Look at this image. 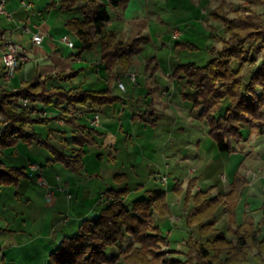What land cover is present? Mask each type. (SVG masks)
<instances>
[{
    "label": "rangeland",
    "instance_id": "374dc122",
    "mask_svg": "<svg viewBox=\"0 0 264 264\" xmlns=\"http://www.w3.org/2000/svg\"><path fill=\"white\" fill-rule=\"evenodd\" d=\"M172 1L158 0L153 3L152 0H142L147 6L144 8H148L154 20L151 22V39L143 44L141 52L135 55L130 67V71L137 72L136 81L143 79L152 57L156 59L151 67L158 62L159 74L162 70H169L170 59L176 60V63L205 65L216 51L224 47V41L228 38L225 31L226 19L248 15V8L258 12L264 10V5L251 4L249 0H212L208 16L209 28H206L201 20L194 18L192 0H184L190 6L187 8L180 4L173 5ZM174 33H177L176 38H173ZM190 43L194 44V48L189 47ZM210 47L213 53L209 52ZM262 60L264 46L256 47L246 43L242 59L232 61L231 66L238 68L242 65L241 74L246 82L248 73ZM127 77L124 74L121 76L127 92L115 90L114 94L124 97L129 111L137 113L138 108H144L141 115L146 119L152 117L149 114L150 103L153 100L159 101L160 106H163L157 112L159 117L155 120L156 124L153 125L151 120L147 124H140L135 119L132 125L130 121H125L122 131L129 133L126 136L123 132H120L122 135L118 134V120L108 122L102 114L100 120L108 122V125L100 127H104L106 132L101 137L104 144H85L82 166L77 170L55 160V155L50 150L35 143L20 142L16 146L0 148V160L8 166L21 168L27 175L0 189V252L3 250L4 254V258H0V264H4V259L5 264H43L49 256L46 245L55 248L65 234L76 232L84 218L96 214L93 211L89 215H83L90 212L98 200L103 201L106 190L123 186L128 189L124 197L127 206L135 199L146 197L149 190L166 191L169 211L156 216L165 238L157 244L159 238L153 229L152 220L147 221L144 227L151 234L144 240L151 245L148 257L152 260L156 258L155 264H170V259L173 258L179 261L187 259V263L195 259L194 251L183 244L187 236L186 229L184 231L186 224L179 209L188 208L191 204H185L183 198L189 180L194 179L203 188L212 183H222L223 178L218 173V168L213 170L215 165L219 166L222 159L219 155L222 154H218L220 152L209 134L206 120L199 116L200 108L185 97L184 93L190 92L187 86L175 84L170 87L169 83H164L169 89L163 94L160 90L154 95L142 91L136 93V88H132ZM174 78L178 80V77ZM226 105L227 102L224 101L218 112L224 114ZM247 128H242L243 136ZM233 146L248 159L241 166L240 155L234 152L231 154L232 157L228 159L240 166L239 170L244 166H251V171L254 169L256 172L255 164H264V135L254 133L248 142L240 139L234 141ZM223 154L224 158L228 157V154ZM30 163H34L37 169L32 170ZM209 165H212L213 172L208 177L205 174L202 176ZM223 172L224 175L229 174L224 170ZM38 175L43 178V182L37 179ZM247 178L256 187H261L255 189L253 186L251 189H255L254 193L258 194L264 188V171L258 177L253 176L252 171ZM175 185L180 186L182 193L173 189ZM193 186L190 191L194 193L196 190ZM222 203L221 201L216 208L218 214H215L216 210L214 212V233L220 231L225 234L227 229L225 231L218 227ZM101 207L102 202L98 203V208ZM227 208L226 206V210ZM9 236H13L15 242L4 245ZM261 238H264V228L261 229ZM132 241L125 233L120 242L107 248L106 253L117 257ZM225 252L220 254L218 260L224 257ZM254 253L241 264H264ZM41 255L46 256L44 262ZM114 264H124L121 256Z\"/></svg>",
    "mask_w": 264,
    "mask_h": 264
},
{
    "label": "trees",
    "instance_id": "16d2710c",
    "mask_svg": "<svg viewBox=\"0 0 264 264\" xmlns=\"http://www.w3.org/2000/svg\"><path fill=\"white\" fill-rule=\"evenodd\" d=\"M125 1H59L62 8L80 13L78 17H70L65 22V27L76 35L83 49L91 48L94 43L99 44L101 59L106 69L118 67L127 71L147 40L144 36H138L127 41L106 27L109 5H123ZM249 2L264 5V0ZM248 12V15L225 20L228 38L224 41V47L216 51L205 65L180 63L173 71L174 76L184 78L190 91L184 95L194 106L200 108L199 116L206 120L209 134L221 152L234 151L233 142L243 139L244 126L248 127L249 134L264 135V60L248 73L246 82L241 74L242 65L238 68L231 66L232 61L242 59L246 43L256 47L264 46V10L258 12L248 8ZM211 13L212 11L210 15ZM189 47L194 48L191 44ZM209 52L213 53L211 47ZM72 74L58 73L43 78L37 76L24 81L18 88L0 84V113L7 120L0 134L1 148L13 146L18 141L35 143L50 150L55 155V160L67 167L77 170L82 166L84 146L95 143L93 136L97 134V130L94 126L76 122L70 108L83 106L86 110L96 112V107L111 101L113 96L106 92L62 85L64 80L71 79ZM53 78L58 80V85H49ZM23 97L28 99L26 105L21 103ZM37 101L61 110L62 115L58 116L78 128L72 140L76 147L72 148L70 153L51 144L47 138L41 137L34 130L35 124L48 120L32 113ZM224 101L227 102L226 111L221 114L218 109ZM22 176L27 175L21 168L8 166L0 161V188ZM194 181L189 180L183 194L185 204L191 202L185 216L189 232L183 244L194 251L195 259L187 263V259L179 261L173 258L170 259V264H241L255 251L254 254L264 261V238L260 235L264 219L255 222L251 216H245L241 222L235 221L237 200L248 183L246 176L235 175L232 190L223 197L211 195L207 190L191 192ZM173 189L182 193L180 186L175 185ZM127 192L126 186L106 190L103 193L106 204L94 216L84 218L76 232L64 235L58 246L49 252L44 264H114L120 256L124 264H155L156 258L152 260L148 257L151 245L146 244L144 240L151 234L144 227L147 221L152 220L153 229L159 238L157 244L165 238L156 216L169 211L166 193L164 190H149L146 197L135 199L127 206L124 203ZM221 201L228 207L227 233L236 237L235 243L220 231L214 233V212ZM260 209L264 211V199ZM125 233L132 238V243L117 257L108 255L107 248L120 242ZM223 251H226L224 257L218 260Z\"/></svg>",
    "mask_w": 264,
    "mask_h": 264
},
{
    "label": "crops",
    "instance_id": "0c3cea01",
    "mask_svg": "<svg viewBox=\"0 0 264 264\" xmlns=\"http://www.w3.org/2000/svg\"><path fill=\"white\" fill-rule=\"evenodd\" d=\"M0 1H3L5 9L4 13H0V32L14 42L21 44L26 49V55L28 57V59L12 73L11 78L7 83L8 87L18 88L23 84L24 81L37 76L43 78L45 76L57 75L58 73H73V76L70 80L66 79L61 84L67 87L72 85L74 87H82L86 90L92 89L98 92H106L113 96L111 101L96 107V112L86 110V108L83 106H78L74 109L70 108L72 114L76 117V122L80 124H87L89 126H94L90 121L94 117V114L98 113L99 124L94 126L97 130V134L93 136L95 141L94 144L98 145V142H100V145L104 144V142L101 140V137L104 136L106 132L104 131V127H100L108 125L109 121L118 120V134L123 132V134L126 136H128L129 133L122 131V129H124L125 121H130V125L134 123L135 119L140 124H147V121L150 120L153 125H155L157 122L155 121L159 117L157 112L160 111L163 106L162 104L160 106L159 101L153 102V100L150 103L149 108L151 110L149 114L154 118L149 117V119H146L145 116L141 115V111H144V108H138L139 110L137 113L129 111L126 107L127 102L124 97L114 94L115 90L123 91L125 93L127 92L125 88L122 90L117 86V81H122L121 76L123 74L126 77L128 76L127 78L130 82L129 84L132 86V88H136V93L142 91L143 93L154 95L158 92V90H160L163 94L169 89V87L164 85V83H169L170 87H173L175 84H179L182 87L186 86L184 78H178V80H175L176 78H174L173 71L175 67L180 64L176 63V60L172 61L170 59L169 70H162L159 74L157 72L158 62H155L154 67H151V64L153 65V61L156 59L155 57H152L146 66L145 73L142 76L143 79H139V81L137 80L136 82H133L130 79V73L137 72L130 71V68L127 71H123L118 67L115 69H106L101 59L99 44L94 43L91 48L83 49L82 44L76 35L66 29L65 22L70 17L80 16V13L73 9L62 8L59 6L60 0H25L30 3L29 6L22 5L21 0ZM101 1L105 3H111V0ZM152 1L154 3L158 0ZM192 2L191 8L194 18L196 20H201L204 26L209 28L208 16L209 7L211 6L210 4L212 0H192ZM171 3L173 5H183L182 7L185 8L189 6V4L184 0H173ZM144 7L147 6L143 4L142 0H126L123 5L116 6L110 4L108 8L109 20L106 23V27L108 29L114 30L117 35L122 36L127 41H131L133 38L138 36H144L147 38L146 41H149L152 36L151 22L154 20V17L149 13L148 8L145 9ZM64 16L66 19H64ZM67 16H69V18H67ZM156 17L157 16H155V18ZM28 29H30V31H28ZM32 33H39L42 35V40L39 44L32 41ZM65 34L70 40L73 41V47H69L60 40V37ZM190 44L194 46V44ZM162 45L164 46V44ZM1 72L2 68L0 59V74ZM57 81L58 80L53 78L49 81V85L56 86L58 85ZM32 113L39 115L40 117L48 118L45 123H37L33 126L34 130L38 132L41 137L47 138L51 143H56L55 146L59 149L64 148L66 153H70V150L76 147L72 140L78 128L70 123H67L64 118L58 116L62 115L61 110L53 106L46 105L41 101H37L35 103V107L32 108ZM102 114L106 116V119H108L107 123L103 120H100V116ZM253 134L254 133L249 134L246 129V134L241 140L248 142L249 137H252ZM20 142L22 141H18L13 146L18 145ZM218 152H220L218 154H222L219 155L222 156V159L220 160L221 162L219 166L215 165L213 170L218 168V173L220 174L221 178H223L222 183H212L203 188L198 186L196 181H194V190H207L211 193V195H221V197H223L232 190V181L235 175L244 174L247 178V175L253 171V176L258 177L260 173L264 171V164L261 162L255 164V166L257 165L255 170L256 172H254V169L251 171V166H244V168L239 170L240 166H236L234 165L235 163L229 161L228 158L232 157L231 154L234 152L236 155H240L241 162H239V165L241 166L243 165V161H248V159L247 156L245 157L236 148H234V151L230 153L221 152L219 150ZM223 153L228 154V157L224 158ZM0 161L4 163L3 160ZM209 166L202 173V176L205 174L206 177H208L211 172H213L211 171L212 165ZM222 169L227 173L229 172V174L224 175ZM253 186H255V189L261 188H258V186L256 187L255 183H252L250 180H248L245 189L242 191L237 200L235 209L236 223L241 222L245 216H251L255 222H259L261 219H264V211L260 209L261 201L264 199V188L260 189V192L257 194L254 193L255 189L252 191L251 188ZM103 197V201L101 199L98 200L96 204H94L92 210L90 212H86V214L83 215H89L93 211H96L97 214L99 210L106 204L105 195ZM101 202L102 207L98 208V203L101 204ZM221 207L223 208L220 210L221 217L218 218V223L220 224H217L220 229L226 231L228 219L226 205L224 202L222 203ZM239 207L241 208V211H239ZM189 208L190 206L188 208H183V210L179 209L180 215L185 217ZM93 214L92 216L95 215ZM215 214H218L217 210ZM184 231L186 234L189 232L187 226H185ZM225 234L227 238L233 243L236 242V237L234 235L228 234L227 232ZM8 242L9 245L15 242L13 236L6 238L4 245H7ZM45 248L49 253L54 247L46 245ZM47 252H45L46 256ZM44 256L41 255V258H44L43 262L45 261L46 257ZM2 257L4 258L3 250L0 252V258ZM3 263L5 264V259L3 260Z\"/></svg>",
    "mask_w": 264,
    "mask_h": 264
},
{
    "label": "built area",
    "instance_id": "2783aa9c",
    "mask_svg": "<svg viewBox=\"0 0 264 264\" xmlns=\"http://www.w3.org/2000/svg\"><path fill=\"white\" fill-rule=\"evenodd\" d=\"M21 4L24 6H29L30 3L21 0ZM4 5L3 1H0V13H4ZM30 31V29H28ZM177 37V33L173 34V38ZM42 40V35L39 33H32V41L34 43L39 44ZM60 40L63 41L65 44H67L69 47H73L74 43L72 40L68 38V36L62 35L60 37ZM0 59H1V68L2 72L0 74V84L5 83L7 84L8 81L11 78L12 73L19 67L21 66L27 59L26 55V49L19 43L14 42L7 36H5L3 33L0 32ZM130 79L133 82H136L137 76L135 73H130ZM117 86L124 90V84L118 80L117 81ZM21 103L23 105H26L28 103V99L23 97L21 98ZM91 124L94 126H97L99 124V115L98 113L94 114V117L91 119ZM7 124V120L5 119L4 115L0 113V134L2 132L3 127ZM1 148V147H0ZM30 167L32 170H36L37 167L34 163L30 164ZM164 178V177H163ZM162 178V179H163ZM37 179L40 182H43V178L38 175ZM174 220V218H172Z\"/></svg>",
    "mask_w": 264,
    "mask_h": 264
}]
</instances>
